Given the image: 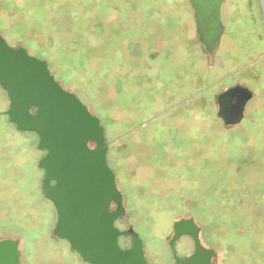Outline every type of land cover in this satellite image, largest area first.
<instances>
[{"label":"rangeland","instance_id":"1","mask_svg":"<svg viewBox=\"0 0 264 264\" xmlns=\"http://www.w3.org/2000/svg\"><path fill=\"white\" fill-rule=\"evenodd\" d=\"M6 2L28 34L39 22L37 41L54 51L45 55L56 81L99 118L123 195L118 226L133 227L149 264H174L167 241L173 222L187 217L214 249L212 264H264V29L257 0H226L231 14L212 55L183 23L182 45L154 58L148 52L163 48L166 27L158 18L180 13L176 0ZM237 84L254 97L245 118L225 127L216 95ZM7 103L0 89V239H18L20 264H85L52 235L54 209L37 169L43 153L35 136L16 131L2 114ZM175 248L190 254L192 240L182 237Z\"/></svg>","mask_w":264,"mask_h":264},{"label":"water","instance_id":"2","mask_svg":"<svg viewBox=\"0 0 264 264\" xmlns=\"http://www.w3.org/2000/svg\"><path fill=\"white\" fill-rule=\"evenodd\" d=\"M189 1L196 10L199 40L211 54L223 32L222 0ZM257 4L264 28V0H257ZM0 84L9 99L4 112L8 121L17 131L36 134L37 149L44 152L39 160L41 187L55 208L53 234L66 240L69 249L86 264H149L136 231L115 226L125 214L123 195L107 161L108 146L99 118L55 80L45 61L21 48L8 47L1 39ZM252 96L242 85L217 94L216 117L223 126L241 122ZM111 202L117 203V210L109 209ZM200 230L192 217L173 222L167 245L174 264H212L214 249L202 244ZM122 237H130L127 247L120 245ZM182 237L193 243L192 252L184 256L175 248ZM18 263L17 241L0 240V264Z\"/></svg>","mask_w":264,"mask_h":264},{"label":"flooded vegetation","instance_id":"3","mask_svg":"<svg viewBox=\"0 0 264 264\" xmlns=\"http://www.w3.org/2000/svg\"><path fill=\"white\" fill-rule=\"evenodd\" d=\"M176 6L180 5V13L177 12V15L175 16H168V15H162L160 14V17L158 19H160V21L162 23H164V25H166V27L163 29V32H162V46L163 48L160 49V50H149L148 52V55H147V58L151 57V58H154L157 54H159L160 52H164L167 48L171 47V46H177L179 47L181 44V42L179 41V38L178 36L181 34V25L183 23H186L188 24L191 29L193 30V32L195 33V38H196V41H198L203 47L204 45L200 42L199 40V34H198V31H197V19H196V10H195V7L192 6V4L190 3L189 0H176ZM200 2V1H199ZM225 3H226V0H222L221 2V5H220V21L223 25V32L220 36V38L218 39V42H217V46L216 48L214 49V51L209 54L206 50H205V47H204V50L206 51V53L208 55H212L214 52H217L218 50V47L220 46V42H221V37L225 34V31H226V22H227V19H228V16L227 13H229L228 11L225 10ZM258 5V4H257ZM259 9V7H258ZM227 10H229V8H227ZM18 11L14 10L13 6H11L10 3H7L6 0H0V39L2 42H4L8 47L10 48H13V49H18V48H21L23 49L29 56H32L36 59H39V60H42V61H45L46 64H47V67H48V70L50 72L51 75H53V72L51 70V67H50V64H49V61H50V56L49 55H45L46 52H54L52 47H51V50L48 49V47L46 46H40L38 44V41H37V29L36 27L38 26L39 22L34 20L35 22V25L36 27L35 28H32L30 29L31 32L30 34H28V32L26 31L25 28H23V26H21L19 24V22H17L16 20H18L16 18V13ZM27 14V13H26ZM226 14V15H225ZM231 14V13H229ZM259 14H260V9H259ZM150 16V15H149ZM151 18V17H150ZM260 18H261V14H260ZM148 20V19H147ZM150 20V19H149ZM148 20V21H149ZM133 21V19L131 20ZM150 23V21H149ZM261 23H262V20H261ZM263 27V25H262ZM27 28V27H26ZM264 29V28H263ZM135 38L137 37H131L129 40H128V46L129 48L131 49V52L133 55H138L135 53ZM137 48V47H136ZM49 54V53H48ZM54 77V75H53ZM55 78V77H54ZM56 80V79H55ZM58 82V81H57ZM59 83V82H58ZM60 84V83H59ZM61 85V84H60ZM239 85V84H237ZM62 86V85H61ZM235 86V85H234ZM243 86V85H242ZM63 87V86H62ZM247 87V86H245ZM228 88V87H227ZM249 90H251L249 87H247ZM0 89L3 90V92L6 93V96H7V92L6 90L4 89V87L0 84ZM225 90V89H224ZM223 91V90H222ZM221 91V92H222ZM252 91V90H251ZM253 93V96L252 98L249 100L251 101L254 97V92L252 91ZM217 96V95H216ZM7 99H8V96H7ZM248 101V103H249ZM247 103V104H248ZM247 104L245 106V111H244V117L242 118V120L245 118V112H246V107H247ZM8 105H9V99H8V103H7V108H8ZM7 108L5 109V111L7 110ZM2 114H4V112ZM1 114V112H0ZM5 115V114H4ZM5 117L7 118V116L5 115ZM219 119V118H218ZM8 120V118H7ZM220 120V119H219ZM241 120V121H242ZM221 121V120H220ZM10 123V122H9ZM222 123V122H221ZM11 124V123H10ZM12 125V124H11ZM235 126V125H234ZM12 127L14 128V126L12 125ZM230 127V126H229ZM15 129V128H14ZM16 130V129H15ZM17 131V130H16ZM20 132V131H18ZM20 133H30L32 134L33 136H35L36 138V149H37V142H38V138L36 136V134L34 133H31V132H20ZM90 144H93L92 147H94V143H90ZM89 144V146H90ZM91 147V146H90ZM38 150V149H37ZM39 151V150H38ZM43 154L42 156L44 155V152L41 151ZM41 156V157H42ZM40 160V159H39ZM39 160H38V163H37V169H39L41 172H42V175H41V178H40V190L42 192V196L44 199H46L44 197V194H43V190H42V187H41V180H42V177H43V171L40 169L39 167ZM108 161V159H107ZM109 164V162H108ZM110 168L113 170L114 172V175H115V171L113 169V167L109 164ZM115 180H116V175H115ZM51 184H54V182L52 181ZM117 185V183H116ZM117 188L119 189L118 185H117ZM121 192V191H120ZM122 193V192H121ZM49 203H51L53 209H54V214H55V220H54V223H53V227H54V224H55V221H56V212H55V208L52 204L51 201H49L48 199H46ZM112 203H115L117 205L116 202H111L110 205ZM118 208V205L116 207V209L112 210L109 206V209L111 211H115L117 210ZM125 209V208H124ZM125 215V214H124ZM122 218V217H121ZM120 218H118L115 222V226L117 228H119L118 226V222H119ZM53 227H52V230H53ZM128 228H132L131 226H129ZM127 228V229H128ZM120 229V228H119ZM51 230V232H52ZM121 230H125V229H121ZM201 232V230H200ZM52 235L55 236L52 232ZM56 237V236H55ZM57 238V237H56ZM2 239H12V240H15L17 241V252L19 254V263L20 264V259H21V254H20V250H19V241L17 238H9V237H6V238H1L0 240ZM59 239V238H58ZM124 239H130V237H122L120 238L119 242H120V245L122 247H127V246H123L122 245V242L121 240L123 241ZM60 240H63V239H60ZM63 241H66V240H63ZM67 242V241H66ZM202 242V241H201ZM68 243V242H67ZM203 244V243H202ZM69 245V244H68ZM204 245V244H203ZM205 246V245H204ZM70 250V249H69ZM71 251V250H70ZM72 252V251H71ZM74 253V252H72ZM75 254V253H74ZM77 255V254H76ZM187 255V254H186ZM78 256V255H77ZM181 256H184V255H181ZM79 257V256H78ZM80 258V257H79ZM81 260V259H80ZM82 261V260H81ZM83 262V261H82ZM84 263V262H83ZM86 264V263H85Z\"/></svg>","mask_w":264,"mask_h":264}]
</instances>
